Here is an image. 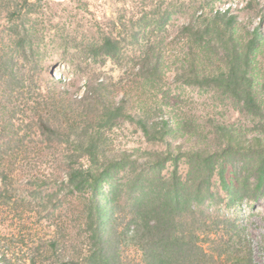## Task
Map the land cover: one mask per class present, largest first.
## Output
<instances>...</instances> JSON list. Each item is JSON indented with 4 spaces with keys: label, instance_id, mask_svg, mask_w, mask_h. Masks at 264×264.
<instances>
[{
    "label": "trees",
    "instance_id": "1",
    "mask_svg": "<svg viewBox=\"0 0 264 264\" xmlns=\"http://www.w3.org/2000/svg\"><path fill=\"white\" fill-rule=\"evenodd\" d=\"M221 2L202 0L182 21L179 34L187 50L176 58L174 79L217 88L245 111L263 116L264 83L257 76L264 59L263 0L247 2V8L259 6L262 17L256 24ZM35 10L32 0H0L18 50L40 48L27 24ZM159 12V20L151 19L152 30L146 10L132 25L110 21L87 45L88 52L120 62L125 45H138L125 75L164 80L165 38L155 34L170 14ZM3 45L0 38V82L21 85L14 58ZM125 77L113 82L88 74L82 94H72L63 76H52L46 89L38 88L29 123L38 134L32 135V144H41L52 166L29 175L31 209L20 214H12L18 188L0 170V264H264L255 258L247 227L208 205L221 195L214 191L216 176L231 203L264 195V129L214 122L217 142H204L190 123L174 120L162 108L135 110L127 94L118 99L115 90ZM118 117L163 142L166 150L148 154L143 168H135L133 154L114 150L105 137L104 128ZM21 134L0 104V141L24 143ZM172 159H186V172L177 165L169 176L161 171L149 175L145 168ZM121 171L129 173L115 183ZM62 210L66 214L59 215Z\"/></svg>",
    "mask_w": 264,
    "mask_h": 264
},
{
    "label": "rangeland",
    "instance_id": "2",
    "mask_svg": "<svg viewBox=\"0 0 264 264\" xmlns=\"http://www.w3.org/2000/svg\"><path fill=\"white\" fill-rule=\"evenodd\" d=\"M36 10L28 17L27 24L35 34L40 48L34 52L17 49L12 45L11 30L4 12H0V38L4 49L14 58V70L17 71L20 84L8 85L0 82V104L7 118H11L21 128L24 143L6 139L0 141V170L10 174L11 181L18 188L13 191L12 214H20L31 209L27 192V181L33 171L46 172L51 161L41 151V144H32V98L38 88L46 89L51 77L63 76L67 80L72 94H82L88 74H98L101 78L118 82L115 95L121 98L125 94L130 98L132 109H149L152 112L162 108L177 121H187L193 126L195 136L204 142L216 143L214 122L233 125L241 130L253 127L264 129V115L255 116L245 111L241 104L229 94L214 87H199L183 84L174 79L175 61L178 55L187 50L186 39L179 34L182 21L202 0H32ZM249 0H222L221 5L231 7L242 19H252L256 24L262 14L256 4L247 8ZM264 3V0H263ZM241 9V10H239ZM151 13L148 28L154 29L151 19H160L159 12H169L165 27L155 34L164 37L167 53L166 77L162 81L145 80L131 72L125 75L126 68L132 64V58L139 54V46L125 45L124 58L115 61L104 56H95L88 52L87 45L97 38L101 28L114 20L132 25L138 22L143 11ZM239 10V11H237ZM155 14V15H154ZM264 30V19L262 21ZM150 30V29H148ZM154 37V36H153ZM135 61V60H134ZM258 80L264 83V59L257 64ZM32 126V125H31ZM109 145L120 152L133 154L135 168H143L142 161L148 154L166 150L163 142L148 138L134 123L118 117L104 128ZM179 142L180 136L176 137ZM178 165V167H177ZM176 167L186 172V159H172L166 164L147 168L149 175L161 171L169 176ZM127 173H129L127 171ZM126 171L115 174V183L124 180ZM123 177V178H122ZM121 178V179H120ZM109 182H104L108 192ZM2 182L0 179V189ZM214 191L220 192L207 203L214 212L233 217L243 223L254 245L255 258L264 262V195L256 198L245 197L231 203L228 195L221 189L219 177L214 179ZM66 212L62 210L59 215ZM75 216V212H71Z\"/></svg>",
    "mask_w": 264,
    "mask_h": 264
}]
</instances>
